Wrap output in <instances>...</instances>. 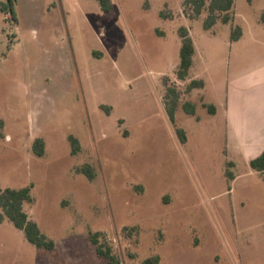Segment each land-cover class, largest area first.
Segmentation results:
<instances>
[{
	"label": "rangeland",
	"instance_id": "rangeland-1",
	"mask_svg": "<svg viewBox=\"0 0 264 264\" xmlns=\"http://www.w3.org/2000/svg\"><path fill=\"white\" fill-rule=\"evenodd\" d=\"M109 3L0 2V184L33 186L24 210L55 242L39 249L5 218L0 264H109L92 233L119 264H264V173L228 153L222 112L203 106L219 107L229 75L264 65V0H235L234 19L208 30L207 7L197 15L186 0ZM180 28L196 48L185 80ZM194 79L204 86L189 92ZM85 164L93 180L77 172Z\"/></svg>",
	"mask_w": 264,
	"mask_h": 264
},
{
	"label": "trees",
	"instance_id": "trees-1",
	"mask_svg": "<svg viewBox=\"0 0 264 264\" xmlns=\"http://www.w3.org/2000/svg\"><path fill=\"white\" fill-rule=\"evenodd\" d=\"M10 1V0H9ZM103 11H111L112 6L110 5V0H96ZM252 2L253 0H248ZM186 4L191 5L197 15H201L202 10L207 7L208 16L204 21V27L206 30L210 29L217 21L221 18L224 23H229L234 19V7L235 0H186ZM2 6V5H0ZM3 8V6H2ZM2 10L5 11L3 8ZM11 17L13 16L12 8ZM261 21L264 23V11L261 15ZM181 37V48H180V63L178 67V77L185 80L189 74L190 69L193 66V58L196 53L195 44L193 39L190 37L188 30L186 28H180ZM242 35V28L237 26L231 33V40L237 41ZM204 86L203 80H192L188 85V91L190 92L194 88H202ZM172 94L176 96L175 89H168ZM166 94L167 100L171 97V93ZM171 103L166 102L167 113L170 120L175 122V111L177 108V97L173 100L171 98ZM207 108L209 114H215L216 108L213 104H203ZM184 110L188 114L194 115L196 112V106L191 102H186L183 104ZM182 142H186L187 138L183 129L177 130ZM69 141L71 144V152L76 155L80 152L81 146L79 140L73 135L69 136ZM33 152L38 157H43L45 154V141L43 138H37L33 143ZM250 167L253 171L264 172V151L256 158L250 160ZM77 172L85 175L89 180L95 178L94 169L91 165L85 164L77 168ZM227 176L230 179H234V175L227 172ZM32 185H28L22 188H3L0 184V223L7 218L18 230L23 231L28 242L33 244L39 249L53 250L55 247V242L48 238L40 229L38 224L29 218L28 214L24 210L25 203H32ZM100 233H92L91 241L96 246V252L99 256L108 259L109 264H119L118 258L113 253L111 246L106 243H100ZM141 264H160L159 256H153L145 259Z\"/></svg>",
	"mask_w": 264,
	"mask_h": 264
},
{
	"label": "crops",
	"instance_id": "crops-1",
	"mask_svg": "<svg viewBox=\"0 0 264 264\" xmlns=\"http://www.w3.org/2000/svg\"><path fill=\"white\" fill-rule=\"evenodd\" d=\"M205 103L215 106L213 116L223 114L228 153L233 149L250 162L264 151V65L229 75L219 107Z\"/></svg>",
	"mask_w": 264,
	"mask_h": 264
}]
</instances>
